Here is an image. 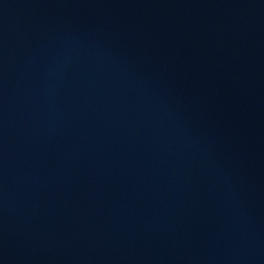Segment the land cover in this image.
Listing matches in <instances>:
<instances>
[{
  "label": "water",
  "instance_id": "water-1",
  "mask_svg": "<svg viewBox=\"0 0 264 264\" xmlns=\"http://www.w3.org/2000/svg\"><path fill=\"white\" fill-rule=\"evenodd\" d=\"M0 264H264V0H0Z\"/></svg>",
  "mask_w": 264,
  "mask_h": 264
}]
</instances>
